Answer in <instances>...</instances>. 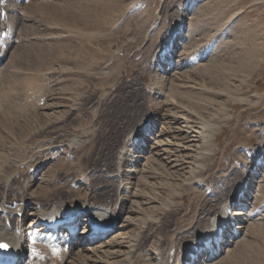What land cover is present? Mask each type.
Here are the masks:
<instances>
[{
    "label": "rangeland",
    "instance_id": "obj_1",
    "mask_svg": "<svg viewBox=\"0 0 264 264\" xmlns=\"http://www.w3.org/2000/svg\"><path fill=\"white\" fill-rule=\"evenodd\" d=\"M243 181L212 264H264V0H0V226L29 200L106 202L133 252L118 260L179 264ZM31 242L26 262L61 253Z\"/></svg>",
    "mask_w": 264,
    "mask_h": 264
},
{
    "label": "bare ground",
    "instance_id": "obj_2",
    "mask_svg": "<svg viewBox=\"0 0 264 264\" xmlns=\"http://www.w3.org/2000/svg\"><path fill=\"white\" fill-rule=\"evenodd\" d=\"M174 33H175V29L171 31L170 33L171 35H169L170 37L166 41H163V42H167L169 44L170 43L169 39L174 35ZM163 45L164 46L160 47L157 50V52H159L161 57H164L166 55V52H165L166 46L165 44ZM168 51H171V49H169ZM147 86L150 87L149 85ZM150 91L152 92V90ZM146 110L147 112L143 113L141 116V120H142L140 122L141 128L142 127L144 129L148 128L149 132L150 130L154 131L155 126L151 128L152 122L154 121L153 112L152 110H149V111L148 109ZM207 130L209 131L210 129H207ZM210 131L207 134V137L209 140L211 138L212 139L214 138V133ZM129 134H131L129 137L135 146H138V145L142 146L144 143H148V141L145 140L144 137H140L141 132L139 130H135ZM150 138H153V137L150 136ZM141 139L143 140L140 141ZM41 168L42 167H40V165L36 166L33 174L36 176ZM118 174H119L118 171H113L112 173H109V176L112 178L111 180H113L117 177L119 178ZM35 176L32 177L33 179L31 178L34 182H36L37 180L35 179ZM246 181H243V183L240 186L238 185L234 193L228 197L227 202H224L223 205L220 203L221 206L215 205L216 207L214 206L215 208H213L212 211H209L208 213L209 222H207L208 225H205L204 228H202L200 233L191 243L190 248L188 250L186 248L187 252H185L186 250L184 251L185 254L182 257V259L179 261V264H212V261L214 260V258L217 257L219 254H223V252L225 253L226 251L227 252L231 251L230 248L228 247L230 246V244L234 243V236L237 233H239V230H238L239 226L236 225L234 227L229 228L228 217L234 214L236 215L246 214L245 211L248 210L245 207L247 200L243 199V197L244 198L248 197V194L244 193V189H246L245 187L247 184ZM121 182L123 181H120L119 183L121 184ZM118 187L120 188L122 187L125 189V186H122V185H119ZM114 190H117V188L114 185L108 189V191H114ZM103 200L102 202L105 201ZM29 201H30L29 204H31L29 206L30 207L29 210H32V213L30 211H27V209L24 208L25 206H22L21 208L18 207L19 209L17 208L18 210L15 212V215H14V218L16 217V224L12 226L11 223H9V220H7L5 225L0 226V242L7 243L9 245V247L6 248L5 251L0 250V259L2 261L8 258V259H12L13 261H15V264H35L33 259H30L27 262L24 260L28 250H30V246H32L31 241L35 239L36 241H39L40 243L44 245L52 247L51 249L55 248L57 252H61L58 257H55L53 255V252L50 250V248L48 249L44 248V250L42 251V257L44 260L40 264H124L123 260L121 261V259H119L120 260L119 261L116 258V255L117 254L121 255L122 249H123V253L126 252L127 254H129L127 249H129L130 247L125 250L124 249L125 246H123L124 241L123 239H119L120 237L118 238L117 234H116V237H111V238L109 237L116 228H118V230L119 229L123 230L125 228V225H122V224L118 225V220L122 218V213L118 210H111L110 209V207H112L111 205L107 207V205H105L106 202H104V204L103 203L100 204L99 202L98 205H95V204L89 205L91 203H88V204L85 203L78 207L76 206V207H69L67 209H60L62 207L61 206L59 209H57L54 204H47V206L44 207L39 202L31 201V200ZM239 201H240V204L243 205V207H241V209L238 211L236 210V212H234V210L232 211L233 206L238 204ZM6 212L7 211L5 209L0 210L1 214L7 215ZM30 217L31 219L29 221L30 222L29 226L24 227L25 221H27ZM124 220L122 221L124 222ZM94 221H99L98 229L100 231L97 233H92L93 228H96L97 226L95 225ZM76 230L78 231L75 234H72V232ZM77 238L79 239L80 242L76 241ZM206 246L209 247L206 253L207 254L209 253L210 257L209 255H207L208 257L203 259V256L201 255V253H202V250L206 248ZM134 247H135V244H134ZM132 249L134 250V248ZM129 250L131 252V248ZM130 255L131 254H129V256Z\"/></svg>",
    "mask_w": 264,
    "mask_h": 264
},
{
    "label": "snow or ice",
    "instance_id": "obj_3",
    "mask_svg": "<svg viewBox=\"0 0 264 264\" xmlns=\"http://www.w3.org/2000/svg\"><path fill=\"white\" fill-rule=\"evenodd\" d=\"M9 245L7 243L4 242H0V248H8Z\"/></svg>",
    "mask_w": 264,
    "mask_h": 264
}]
</instances>
